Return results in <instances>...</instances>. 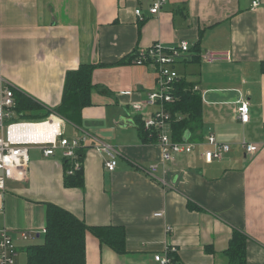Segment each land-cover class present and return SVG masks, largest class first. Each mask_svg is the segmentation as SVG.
<instances>
[{
    "label": "crops",
    "instance_id": "1",
    "mask_svg": "<svg viewBox=\"0 0 264 264\" xmlns=\"http://www.w3.org/2000/svg\"><path fill=\"white\" fill-rule=\"evenodd\" d=\"M150 1L0 0V74L15 97L24 94L41 107L19 112L56 114L66 72L94 65L88 101L75 120L56 114L65 135L82 139V186L64 184L68 169L59 152L45 157L35 146L26 180L5 184L0 227L9 230L17 255L22 241L26 247L43 241L51 203L88 226L110 229L104 239L86 233L85 264H160L154 255L171 246L174 262L229 264L225 250L235 230L247 237V264H264V0L257 6L252 0H167L154 15L147 13ZM182 40L189 51L169 66L177 73L173 87L183 81L200 97L202 126L180 140L195 144L190 153L162 162L159 144L144 143L138 129L158 110L143 104L157 88V69L130 56ZM206 53L227 57L208 60ZM240 101L249 104L246 123L235 114ZM136 103L142 107L134 109ZM169 121L164 130L172 139ZM209 134L230 147L206 162ZM242 140L257 144V151L247 153ZM99 142L117 152L113 171L105 169ZM22 231L31 237L21 239Z\"/></svg>",
    "mask_w": 264,
    "mask_h": 264
},
{
    "label": "built area",
    "instance_id": "2",
    "mask_svg": "<svg viewBox=\"0 0 264 264\" xmlns=\"http://www.w3.org/2000/svg\"><path fill=\"white\" fill-rule=\"evenodd\" d=\"M167 0H151L147 13L157 14ZM259 0H252V5L257 6ZM135 15L143 20L145 14L140 8L134 10ZM189 51V45L182 40L176 46L164 48L157 42L151 46L136 50L132 53V61L137 65H150L157 69V88L147 94L143 104H157L158 110L143 120V127L150 133L157 132L156 142L161 148V161L172 160L175 155L190 153L195 144L185 141H173L165 132V125L170 120V112L166 105L173 101V84L177 73L169 66L175 59L183 58ZM227 54L206 53L205 59L213 60L218 56ZM15 88L2 74H0V206L5 184L8 180L25 181L27 178V161L29 148L35 146L40 149L45 157L53 156L59 152L61 159H69L71 167L68 174L81 168L78 160L77 149L82 140L79 135L67 136L61 129L63 119L56 114H50L44 119L27 120L23 119L22 113L16 109ZM140 103L134 104V109H140ZM21 113V114H19ZM237 119L246 123L249 120V104L247 101H240L235 109ZM8 119L9 122L5 120ZM44 125V129L36 132L38 126ZM208 148L204 149L202 155L206 162L220 158L223 152L229 150L226 143H218L212 134L206 138ZM241 147L247 153L257 151V144L241 141ZM98 149L107 155L104 161L105 169L113 171L117 166V152L108 143L99 142ZM151 171L157 169V165L150 166ZM160 215V214H158ZM169 227H167V231ZM31 234L26 231L20 233V238L27 240ZM175 247H167L165 253L155 254L154 260L160 264H182L174 262L170 252ZM16 244L6 227H0V264H16Z\"/></svg>",
    "mask_w": 264,
    "mask_h": 264
},
{
    "label": "trees",
    "instance_id": "3",
    "mask_svg": "<svg viewBox=\"0 0 264 264\" xmlns=\"http://www.w3.org/2000/svg\"><path fill=\"white\" fill-rule=\"evenodd\" d=\"M93 68L94 65H80L77 69L66 72L61 102L54 110L56 114L66 120H75L74 115H78L80 109L88 101L92 88L90 75ZM260 68L264 72V61L261 62ZM175 86V88L173 87V101L166 107L171 114L169 121L171 137L173 140L180 141L183 140L186 131L196 134L201 130V100L183 81H179V84L175 83ZM15 100L16 108L19 110L32 111L41 108L24 94H17ZM179 113L182 114V117L178 119L176 115ZM48 114L49 112H46L44 115L34 118L44 119ZM138 129L144 143L156 141V131L150 133L143 127L142 122H139ZM76 152L78 160L82 162V150L77 149ZM62 162L66 170L71 167L69 159H63ZM64 184L66 186H82V167L71 174L66 171ZM46 206L43 241L26 247V264H85L86 233L90 231L99 239H104L105 232H109L110 229L88 226L84 221L57 205L47 203ZM246 247L247 237L240 231H233L228 248L225 250L228 263L247 264Z\"/></svg>",
    "mask_w": 264,
    "mask_h": 264
},
{
    "label": "rangeland",
    "instance_id": "4",
    "mask_svg": "<svg viewBox=\"0 0 264 264\" xmlns=\"http://www.w3.org/2000/svg\"><path fill=\"white\" fill-rule=\"evenodd\" d=\"M19 114H21V113H19ZM23 114V116H20L19 115V117H23V118H26V117H36V116H39V115H44L45 113L44 112H42V113H35L34 112V115H27V113H22ZM6 122H9V120L8 119H6L5 120ZM23 244H24V241H22L21 243H20V246L18 247V255H17V257H16V264H25V259H26V250H25V247H26V243H25V245L23 246Z\"/></svg>",
    "mask_w": 264,
    "mask_h": 264
},
{
    "label": "bare ground",
    "instance_id": "5",
    "mask_svg": "<svg viewBox=\"0 0 264 264\" xmlns=\"http://www.w3.org/2000/svg\"><path fill=\"white\" fill-rule=\"evenodd\" d=\"M41 129H44V125L38 126V128L34 131L39 132Z\"/></svg>",
    "mask_w": 264,
    "mask_h": 264
}]
</instances>
